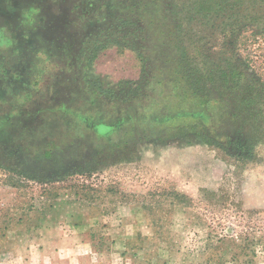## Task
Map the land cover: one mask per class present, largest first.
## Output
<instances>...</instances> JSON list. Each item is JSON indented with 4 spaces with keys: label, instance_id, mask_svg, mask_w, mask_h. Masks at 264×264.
I'll return each mask as SVG.
<instances>
[{
    "label": "rangeland",
    "instance_id": "obj_1",
    "mask_svg": "<svg viewBox=\"0 0 264 264\" xmlns=\"http://www.w3.org/2000/svg\"><path fill=\"white\" fill-rule=\"evenodd\" d=\"M120 1L0 0V264H264V124L180 129Z\"/></svg>",
    "mask_w": 264,
    "mask_h": 264
},
{
    "label": "trees",
    "instance_id": "obj_2",
    "mask_svg": "<svg viewBox=\"0 0 264 264\" xmlns=\"http://www.w3.org/2000/svg\"><path fill=\"white\" fill-rule=\"evenodd\" d=\"M119 4L123 13H131L118 15L114 25L124 38L141 39L142 59L148 58L152 33L156 36L155 45L175 88L171 103L187 112L177 119L180 129L200 125L191 114H201L204 131L214 116H220V123L236 129L234 137L221 142L222 149L239 162L249 160L253 140L244 135L246 122L264 124V0H121ZM130 84H136L131 89L137 92L142 87L141 80L125 82ZM143 85H149L148 79ZM116 92L108 90L111 95ZM212 134L200 136L213 146Z\"/></svg>",
    "mask_w": 264,
    "mask_h": 264
}]
</instances>
